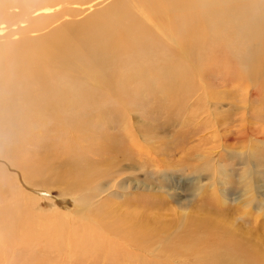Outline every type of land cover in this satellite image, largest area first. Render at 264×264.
<instances>
[{
    "label": "bare ground",
    "instance_id": "6f19581e",
    "mask_svg": "<svg viewBox=\"0 0 264 264\" xmlns=\"http://www.w3.org/2000/svg\"><path fill=\"white\" fill-rule=\"evenodd\" d=\"M21 1L22 11L37 2L41 4L34 14L43 15L40 14L38 27L32 31L56 26L46 40L23 41L28 48L25 54L35 53L41 60L51 56L52 62L30 61L31 70L38 66V71L27 77L0 75L1 263L10 264L16 250L35 255L49 253L74 261L68 264H173L171 256L184 264L187 255L194 262L203 261L201 254L205 248L215 247L204 244L203 238L186 240L188 227H183L177 243L172 244L171 240L165 243L166 239L159 237L157 226L153 225L159 217L156 196L160 189L156 176L161 158L155 141L157 123L150 113H140L144 105L135 97L150 78L143 73L147 71L160 74L159 78L165 80L162 83L168 92V100L162 104L165 116L177 115L185 109L187 100L196 97L192 109L186 110L188 124L194 127L179 131L181 143L188 144L200 134L203 125L205 129L216 125V149L228 153L242 145L249 148L247 152H239L244 156L243 177L249 184L252 175L261 173L258 159L255 163L250 160L264 154V102L256 105L259 96H264V0H150L151 4L161 3L174 13V16L167 13L170 23L164 22V33L171 39L165 46L153 39L155 28L151 30L149 24L140 22L139 17L142 14L148 17L154 6L150 9L144 4L136 6L134 0H96L100 7L95 12L80 19L60 21L65 15L77 14L66 8L68 3L83 0ZM18 2L0 0V19L9 18L10 12L5 10ZM60 3L64 6L59 7ZM138 27L140 32L133 33ZM189 34L196 35L193 46L188 44ZM47 40L51 45H46ZM189 48L194 51L192 54ZM134 62L143 65L141 70L130 65ZM133 73L141 74L134 79ZM117 85L132 89L135 96H113L111 90ZM229 85L240 94L238 103L231 104L232 110L243 113L222 118V113L212 107L224 99L212 90ZM19 93L26 97L22 113L25 109L26 112L16 121L11 108L14 96ZM198 102L206 104L205 108ZM41 112L61 127L59 150L52 156L43 154L39 147L21 150L20 142L17 145V135L23 134L25 125H45ZM107 127L115 129L113 138ZM115 141L122 161L103 165L98 158L109 154L113 149L110 142ZM214 151L190 149L186 159L190 164L178 170L182 178L187 174L194 177L191 183L196 185L194 191L198 194L207 190L208 184L216 186L218 172L227 170L221 164L222 154ZM17 159L24 161L16 163ZM250 167L255 170L252 174ZM138 175H145L146 181L150 179L145 184ZM50 176L61 177L51 181ZM65 176L69 179L65 180ZM204 177L208 179L205 184ZM18 180L47 195L24 190ZM67 184L71 187L68 193L52 195L51 186L66 192ZM138 191L147 195L137 197ZM158 197L163 199L162 194ZM64 199L71 203L64 205L65 202H60ZM252 206L259 208V212L264 209L261 203ZM72 219L73 224H69ZM218 219L211 216L196 222L209 223L206 228L217 229L212 224ZM218 237L222 239L219 234ZM230 237L224 243L228 244L226 251L234 255L232 259L210 255L213 259L210 264H264L262 239L260 244L257 240L244 242ZM183 257L186 259L182 261Z\"/></svg>",
    "mask_w": 264,
    "mask_h": 264
},
{
    "label": "rangeland",
    "instance_id": "374dc122",
    "mask_svg": "<svg viewBox=\"0 0 264 264\" xmlns=\"http://www.w3.org/2000/svg\"><path fill=\"white\" fill-rule=\"evenodd\" d=\"M19 1L20 2H18V5L16 4V6H13L10 10L8 9L5 10V13L10 12L11 16L9 18L0 19L1 20L0 24H2L0 25V29H1L0 30V44H1L0 75L8 74L9 76L14 78L27 77L30 76L31 74H34L33 72L38 71L37 69L38 66L32 68L31 70L30 61H37L40 64H45L44 62H47L52 58L51 56H47L48 59L41 60L40 58H38L37 55H35V53L34 56L25 54L28 48L25 47L26 44H23V41L26 38H31L30 42L34 41L33 40L34 38H39L43 40L49 37L48 35L49 32L53 29L54 26H56V24H53L43 29L39 28L40 30L38 31H32V28L37 29L38 27L37 22H40L39 19H41V16L43 15L42 13L34 14L35 10L39 6H41V4H38L37 2L35 3L36 5H33L34 7L33 6L31 7V9L28 8L22 11L23 1L21 0ZM86 1L87 0H83V2L79 1L74 3H68L67 5L69 4L70 5L66 6V8L68 9L72 8L73 11H75L78 14V16L77 14L74 15L75 17L73 15H65L60 21H64L66 20V18L80 19V17H84L91 11L100 7L99 4H96L98 0L97 1L92 0L93 2L90 0H88L87 2ZM134 3L136 6H140L141 4H144L148 9L154 6L153 11L151 12L155 13L156 15L151 13L147 17L142 14V16L139 17L140 22L142 24H149L151 30L155 28L157 31H159L157 32L155 29L152 30L153 39L155 41L160 42L164 46L167 45L171 41V39L167 38L166 33H164L165 32L164 28L166 25L164 22H169V23L171 22L167 18V13L170 14L172 12L170 8L166 7L161 3L153 5L150 3V0H136V1L134 0ZM58 6L61 7L64 6V4L62 5V3H60ZM171 16H174L173 12L171 13ZM139 32H140V27L136 28L133 33L138 34ZM4 35H6V37ZM187 41L188 44L193 46L194 44H196V35L193 34L187 35ZM50 43L51 41L49 40L46 41V45L48 44L51 45ZM189 51L191 54L194 52L190 48ZM130 65L133 66L134 68H140V70L143 67L142 64L137 65V63L135 62L130 63ZM178 66L183 69H187L184 66H180V65ZM128 72L130 75L132 74V71H128ZM143 73L146 76L150 75V78L145 82L143 86V90L140 92V94H138L135 98H137L144 105L142 106L140 113H150L152 116L156 117L155 122L157 123V128H156L157 140L155 141H156V145L159 146L158 149L160 154L159 157L162 159V160L160 159L161 164L158 169L159 176L158 175L156 176V184L160 189V191L157 192L158 195L156 196L157 200H159L158 201L159 203L156 206L157 207L156 212L159 215V217L156 220H158L159 222L156 223L155 222L156 220L153 222V225L157 226L156 230L159 231V237H161V239H166L165 243L171 240L170 242L172 244H175L177 243L176 242L178 239L177 236L180 233H182L183 227L185 226L188 227L187 228L188 232L185 238L186 240L191 241V240H195L196 238H203L205 241L204 244H206L207 246L211 245L215 247V248H205L206 251L204 250L203 254H201L203 257V261L194 262L191 260L192 257H188V255H187V259L185 257H183L184 259L181 258L182 261L186 259L184 264H210L213 262L211 256L218 254H219L218 256L224 257L226 259L230 260L229 257H231L232 259L234 255L232 251L231 252L229 250H227L228 252L226 251V249L228 248L225 246H227L228 244L224 243L225 240L231 239L230 237L231 235L244 242L245 241L251 242L253 240H257L261 244V239L264 241V209H261L262 212L261 211L259 212V208L253 207L252 204L261 203L263 204V208H264V173H263L264 154L262 153L260 158L254 156L250 160L252 163H255V160L258 159L256 162L257 165L259 166L258 170L259 172L261 171V173H259V175H256L255 177L252 175L249 185L243 177L244 164L242 163L243 162L242 157L244 156L242 155L241 157L239 153L241 151L247 152L249 148L246 147L243 148L242 145L239 146L241 148L240 149L237 146L239 150L235 152L229 151L228 153L216 149L217 138H218V137H214V135H216L217 132L216 128H218L216 125H212L209 128L206 127V129L205 126L203 125L202 127L204 128L201 130L199 135L192 138L190 142L186 145L181 143L182 135L180 132H183L186 129H190L191 127L192 128L194 127L191 123L188 124L189 119L187 118L186 110L189 111V109H192L191 104L192 103L195 104L197 102L195 100L196 97L187 100L186 102L189 101L188 105H186L187 103L185 102V109L182 110L181 112H178L177 115L173 113L171 115L165 116V114H162L165 113L162 104L165 100H168L167 98L168 92L164 87H162L163 86L162 83H164L165 81L164 78H159L160 74L152 75L150 71ZM140 74L133 73L134 79L138 78ZM200 74H201V70L199 71L198 79H200ZM165 76L168 79V76L167 75ZM140 85L141 84H137V87H139ZM156 86H159L160 88H157ZM212 92L216 96L219 95L218 97H222V99H224L221 103H218V105H214L215 107L214 106L212 107V110L216 111L217 113L218 111L222 113V118H225L226 116L228 118L235 115L240 116L239 114L243 113L241 110H239V112L238 110H234V108L232 110V106H231V104L235 102L238 103V100H240V94L237 88L229 85L224 88H219V89L214 88ZM142 93L145 96H142L141 95ZM111 94L117 98H122L124 95H128L129 97L131 95L135 96V93H133L132 89L128 87L125 88L122 85L115 86L111 90ZM225 95L227 96L225 97ZM262 102H264V96L260 95L259 101L257 102L256 105H259ZM198 103L202 108L206 105L203 102H198ZM23 105H26L25 95L23 93L16 94L13 98V104L11 108L13 118H15L16 121L20 120V118H23L26 112L25 109V111L22 113ZM194 108L197 107H193V109ZM262 108L264 110V107ZM153 111H156L158 113H154ZM46 115H47L46 113L41 112V119L46 120L45 125L35 126V123H32L25 125V128H22L24 130L23 134L20 136L19 134L17 135V145H19L20 142L21 150H25L29 147H33V149L34 148L37 149L39 147L38 149L43 150L44 152L43 154L47 156H52L59 150L57 142L59 141L60 135L62 133L61 127L55 125L52 117L50 119H46ZM106 129L108 131L110 138H113L112 136L116 133L115 129L113 127H107ZM110 143L113 146L112 151L109 152V154L107 153L101 156L102 159L101 157L98 158L99 160H101L102 164L103 162L108 163L113 160H114L113 164L122 161L119 160L122 159V154L120 153V150H117L116 141ZM200 148L202 149L211 148L215 150L214 152L219 151L223 156V159L221 160V164L224 165L227 170L223 172L220 171L218 172L219 175L216 177L217 178L216 180H218L216 182V186L213 187V185L210 186V184H208L209 186L207 185V190H205L201 194H198L196 191H194L196 185L191 183V180L194 179V177L187 174L185 178H182L181 177L182 175L178 172V170L190 164L189 161H187L186 163L187 154L190 153V149H200ZM18 160L21 162L24 161V159H17L16 163L19 162ZM124 162L125 161H123V163ZM106 163H104L103 165H105ZM1 164L4 166L3 161ZM182 165L184 166L181 167ZM249 171L250 174L255 172V170L252 167H250ZM165 172H169V173H165ZM138 176L145 184L150 179L147 178L148 180L146 181L145 175H138ZM60 177L61 176H50V179L51 181H55ZM65 177L67 178L65 180L69 179L67 176ZM18 182L24 190L30 191L34 194L47 195L46 192H41L35 188L30 187L23 180L21 181L18 180ZM207 182L208 179L204 177L202 183L205 184ZM177 184H179V186H176ZM51 188H52L53 196H60L62 194H66L71 189L69 184H67L66 192L60 191L58 186H51ZM169 188L171 190H167ZM138 192L140 194H138ZM138 192L136 194L137 197L138 195L139 197H143L147 195V192L145 191H138ZM164 193H166V195ZM160 194H162L163 196L162 200H160L161 198L158 197ZM168 194H170V196ZM254 199L256 202L254 201ZM7 202L10 205L9 198ZM60 202H65L63 203L64 205L66 204L69 205L71 203L69 199L66 200L64 199V201H60ZM181 209H186L187 211L184 213V211ZM206 216L208 217L217 216L219 218L217 222H214L212 224L213 226L214 225L217 226V229L215 226L214 229L206 228V226H210L209 223L207 224L202 223L200 225L197 224L196 221H198L199 219L200 220L208 219V217ZM72 221L73 219L69 222V224H73ZM215 232H217V234ZM218 234L222 237V239L218 237ZM219 245H222L224 247L222 248ZM221 249L223 251H221ZM16 251H15V258L11 257L10 264H52L53 261L55 262V264H57V263H62L61 260L62 261L66 260V258L64 257L56 258L54 254H49V253L47 254L40 253L35 255L32 254L31 251H30L31 254L29 252H25V253L22 252L24 253L22 254ZM224 251H226L227 253H225ZM207 252L209 253V255ZM172 258L173 256H171L169 260L173 264H177V263L183 264V262H181L180 259H172ZM77 261L79 263H82L81 260H77ZM73 262L74 261L69 262L67 260L64 262V264L73 263ZM0 264L3 263H1L0 261Z\"/></svg>",
    "mask_w": 264,
    "mask_h": 264
}]
</instances>
